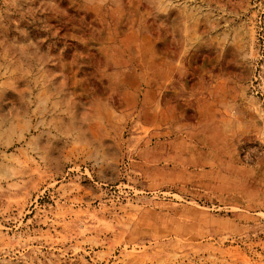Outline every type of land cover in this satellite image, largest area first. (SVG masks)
Segmentation results:
<instances>
[{"label": "rangeland", "instance_id": "1", "mask_svg": "<svg viewBox=\"0 0 264 264\" xmlns=\"http://www.w3.org/2000/svg\"><path fill=\"white\" fill-rule=\"evenodd\" d=\"M0 264H264V0H0Z\"/></svg>", "mask_w": 264, "mask_h": 264}]
</instances>
